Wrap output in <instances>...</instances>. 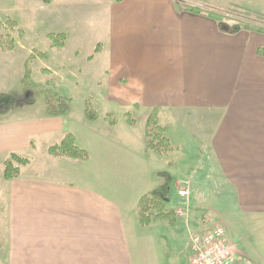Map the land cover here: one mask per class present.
<instances>
[{
	"label": "crops",
	"instance_id": "1",
	"mask_svg": "<svg viewBox=\"0 0 264 264\" xmlns=\"http://www.w3.org/2000/svg\"><path fill=\"white\" fill-rule=\"evenodd\" d=\"M130 1L131 10L115 14L106 77L109 91H119L107 97L125 111L156 109L174 151L159 156L143 139L132 141L130 124L123 136L113 137L116 122L112 131L91 137L90 149L80 144L89 153L86 162L52 157L54 143H46L48 155L41 158L37 140L61 143L65 117L33 116L27 107L1 116L0 165L11 153L32 158L18 178L0 173L1 264H189L191 237L212 229L199 224L194 230L212 180L238 210L264 220V57L258 55L264 35L222 33L217 23L173 0ZM172 154L192 157V190L176 183L178 202L172 196L166 204L167 212L176 213L173 224L143 226L137 207L155 189H148V167L175 182L188 173L187 160L171 163ZM101 158L108 159V172L97 167ZM42 159L47 167L36 171ZM57 168L64 175L52 172ZM185 189L188 199L178 194ZM177 205L189 208L183 223Z\"/></svg>",
	"mask_w": 264,
	"mask_h": 264
},
{
	"label": "rangeland",
	"instance_id": "2",
	"mask_svg": "<svg viewBox=\"0 0 264 264\" xmlns=\"http://www.w3.org/2000/svg\"><path fill=\"white\" fill-rule=\"evenodd\" d=\"M173 1L179 6L199 8L203 11H212L227 16L232 19L231 23L240 21L264 28V20L255 15L264 16V0ZM124 2L117 4L111 0H52L51 4H45L37 0H0V36L8 37V42L13 40L15 47L14 50H4L0 44V93L9 94L14 98V102L11 104L13 107L11 112H16V115L23 108L19 103L26 99V95L22 91L21 81L27 68H29L32 71L31 83L35 87L48 89L72 100L70 112L64 118L67 122L64 135L68 133L74 134L75 137L77 135L79 141L77 144L80 147L82 144V146L89 148L92 136L97 139L101 137L103 131H112L110 122L113 118L119 123L120 128L116 135L112 131V136H123L124 131L127 132L124 125L129 127L126 125L129 124L126 117L127 112L131 113L135 121L131 128L132 136L130 139L136 141L137 138H140L145 142V131L150 113L146 110L133 108L127 111L122 110L121 108L125 107L121 102L114 105V102L108 100L109 96L107 97L108 92L117 93L119 91H109L110 88H107L109 80L106 76L111 69L113 56L110 52V46L114 33V23L118 21L115 14H118L117 11L121 8L131 10L133 7V2L130 0L125 5ZM59 34L67 36L64 48L53 46L49 37ZM99 44L101 51L95 54V49ZM39 52L47 53L49 58H42ZM93 54L95 55L94 59L89 61L88 58ZM87 107L92 108L99 115L96 122H89L86 119ZM24 109H28L26 112L30 115L44 116L47 111L46 101L44 97H41L34 106ZM88 130H90L91 135L87 134L89 133ZM165 136L168 138L169 134ZM55 141L58 140L42 142L41 144V139L40 142L39 139L37 140L38 154L41 155V158L48 155V153H44L46 143L60 144L59 141ZM31 156L33 157V154ZM179 159L187 160V164L183 168H186L188 173L185 174L186 176H179L176 182L173 180L170 185L169 197L173 196L176 202L179 199L175 195L177 193L175 191L176 183L189 188L191 191L192 184L189 183L191 181L188 179L193 178L192 171H188L192 167V157L189 155L181 157L178 154L170 156L171 163H176V161H180ZM98 160L97 167L101 171L104 168V171L108 172L106 169L108 168V159L101 158ZM115 161L122 163L119 159ZM46 164V161L40 160L35 170L43 171V166L47 167ZM89 166L92 171L93 166ZM170 166L173 167V164ZM181 166L179 167L181 168ZM111 167L117 166L112 164ZM2 171H5V166L0 165V173ZM52 172L61 176L64 175V171L62 173L59 168ZM147 179L149 190L164 184L163 178L154 174L151 165L148 167ZM201 184L204 182L200 183V189ZM211 184L207 207L196 210L197 219L200 223L194 226L196 227L194 230L198 231L199 224H205L207 229L222 226L235 248L243 253V256L237 259L236 264H264V220H257L250 213L238 210L229 195H222V192L217 188V183L212 180ZM187 207L177 205V208L184 214L189 209ZM184 220V217L181 216V223ZM169 248L172 249L173 247L170 246ZM183 248V243H181L179 252Z\"/></svg>",
	"mask_w": 264,
	"mask_h": 264
},
{
	"label": "trees",
	"instance_id": "3",
	"mask_svg": "<svg viewBox=\"0 0 264 264\" xmlns=\"http://www.w3.org/2000/svg\"><path fill=\"white\" fill-rule=\"evenodd\" d=\"M45 4H51L52 0H37ZM114 3H122L124 0H111ZM183 10L195 15L203 16L211 19L217 23L219 30L222 33L229 35H237L242 31H251L264 35V28L253 26L249 23L240 21H233L227 16L212 12L203 11L199 8H193L189 6H183ZM260 19L264 20V16L255 14ZM50 39L53 42V46L57 48H64L66 46L67 36L65 34L50 35ZM0 44L4 50H14L13 40H9L8 37L3 38L0 36ZM100 46L97 47L96 53L99 52ZM42 58H49V55L44 52H39ZM258 55L264 57V48L258 50ZM32 71L27 68L23 79L21 81L22 91L26 95V99L19 104L21 107H32L38 99L44 97L46 101L47 111L46 115L49 117H66L71 109L72 100L66 96L58 93H54L48 89H39L32 83ZM14 98L9 94L0 93V117L6 115L12 110V103ZM85 117L89 122H95L99 119V115L92 108L87 107L85 111ZM127 121L130 125H134L135 121L130 113L126 114ZM111 125L116 124L115 118L110 122ZM167 128L163 127L159 123L158 111L155 109L150 114L147 127L145 131V142L147 149L159 156L167 155L174 151V148L170 140L165 136ZM49 154L54 158H68L71 160H77L86 162L89 160V153L83 150L78 144L77 139L73 134L68 133L60 144L53 145L48 150ZM32 162V158L23 157L16 153H11L4 163L5 171L4 178L6 180H12L18 178L21 174L22 167L29 165ZM159 177L163 178L164 184L159 185L148 195L143 196L139 201L137 207V216L139 222L143 226L150 225L153 222L159 220H168L173 224L176 217L175 212H167L166 204L170 196V185L173 182L171 175L167 172L159 173ZM1 264V262H0Z\"/></svg>",
	"mask_w": 264,
	"mask_h": 264
},
{
	"label": "built area",
	"instance_id": "4",
	"mask_svg": "<svg viewBox=\"0 0 264 264\" xmlns=\"http://www.w3.org/2000/svg\"><path fill=\"white\" fill-rule=\"evenodd\" d=\"M178 194L185 199L190 196L187 189L180 190ZM179 214L183 215V212L180 211ZM189 255V264H236L237 262V254L222 226L194 234L189 243Z\"/></svg>",
	"mask_w": 264,
	"mask_h": 264
}]
</instances>
